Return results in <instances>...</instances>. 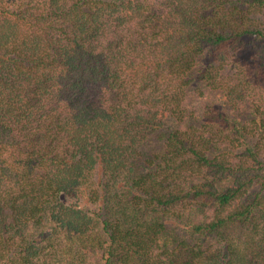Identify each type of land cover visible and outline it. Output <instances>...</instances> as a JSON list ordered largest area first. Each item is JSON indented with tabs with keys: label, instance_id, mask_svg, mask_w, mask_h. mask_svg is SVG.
Segmentation results:
<instances>
[{
	"label": "trees",
	"instance_id": "16d2710c",
	"mask_svg": "<svg viewBox=\"0 0 264 264\" xmlns=\"http://www.w3.org/2000/svg\"><path fill=\"white\" fill-rule=\"evenodd\" d=\"M0 264H264V0H0Z\"/></svg>",
	"mask_w": 264,
	"mask_h": 264
}]
</instances>
